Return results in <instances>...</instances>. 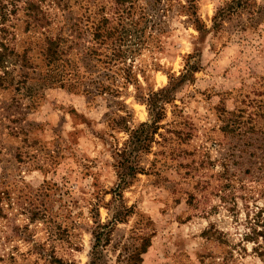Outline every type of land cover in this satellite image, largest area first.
Returning <instances> with one entry per match:
<instances>
[{"label": "clouds", "instance_id": "obj_1", "mask_svg": "<svg viewBox=\"0 0 264 264\" xmlns=\"http://www.w3.org/2000/svg\"><path fill=\"white\" fill-rule=\"evenodd\" d=\"M0 9V264H264V0Z\"/></svg>", "mask_w": 264, "mask_h": 264}, {"label": "rangeland", "instance_id": "obj_2", "mask_svg": "<svg viewBox=\"0 0 264 264\" xmlns=\"http://www.w3.org/2000/svg\"><path fill=\"white\" fill-rule=\"evenodd\" d=\"M16 14H17V10L14 8L12 10L11 15L16 16ZM7 16H8V14L6 12H4V15H2V18L6 20L7 19Z\"/></svg>", "mask_w": 264, "mask_h": 264}, {"label": "trees", "instance_id": "obj_3", "mask_svg": "<svg viewBox=\"0 0 264 264\" xmlns=\"http://www.w3.org/2000/svg\"><path fill=\"white\" fill-rule=\"evenodd\" d=\"M2 15H4V11L0 9V17H2Z\"/></svg>", "mask_w": 264, "mask_h": 264}]
</instances>
